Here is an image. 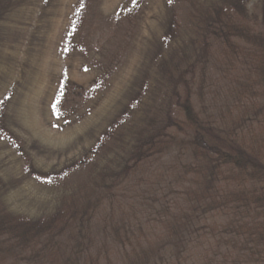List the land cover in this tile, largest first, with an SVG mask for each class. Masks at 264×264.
Returning a JSON list of instances; mask_svg holds the SVG:
<instances>
[{
  "label": "rangeland",
  "instance_id": "1",
  "mask_svg": "<svg viewBox=\"0 0 264 264\" xmlns=\"http://www.w3.org/2000/svg\"><path fill=\"white\" fill-rule=\"evenodd\" d=\"M241 26L264 36V0H0V216L35 223L105 197L139 139L182 140L188 101L248 146L264 142L258 44ZM172 145L145 177L177 160ZM119 209L95 220L92 257Z\"/></svg>",
  "mask_w": 264,
  "mask_h": 264
},
{
  "label": "trees",
  "instance_id": "2",
  "mask_svg": "<svg viewBox=\"0 0 264 264\" xmlns=\"http://www.w3.org/2000/svg\"><path fill=\"white\" fill-rule=\"evenodd\" d=\"M240 31L258 44L253 52L264 81V36ZM187 104L174 123L182 140L139 139L120 186L108 185L105 197L87 194L74 210L35 223L0 216V264L7 257L17 264H81L82 255L89 258L82 264H98L101 256L103 264H264V142L248 146L246 137L203 121ZM171 144L179 147L177 160L156 179L145 177ZM107 207L123 215L117 224L104 218L105 241L92 257L93 226ZM56 249L62 263L50 258Z\"/></svg>",
  "mask_w": 264,
  "mask_h": 264
}]
</instances>
